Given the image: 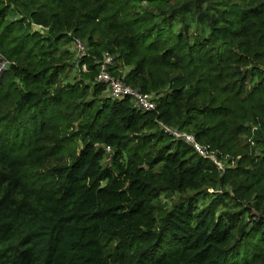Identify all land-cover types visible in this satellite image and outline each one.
Returning a JSON list of instances; mask_svg holds the SVG:
<instances>
[{
	"label": "trees",
	"instance_id": "trees-1",
	"mask_svg": "<svg viewBox=\"0 0 264 264\" xmlns=\"http://www.w3.org/2000/svg\"><path fill=\"white\" fill-rule=\"evenodd\" d=\"M0 57V264H264V0H0Z\"/></svg>",
	"mask_w": 264,
	"mask_h": 264
},
{
	"label": "built area",
	"instance_id": "built-area-1",
	"mask_svg": "<svg viewBox=\"0 0 264 264\" xmlns=\"http://www.w3.org/2000/svg\"><path fill=\"white\" fill-rule=\"evenodd\" d=\"M74 48L76 55L86 56L88 55V45L80 40L79 38H75L74 41ZM98 72H97V81L104 82L107 84L108 91L110 95L114 99H123L125 97H130L133 101L134 105L141 109V110H153L156 108V101L155 95L151 93H144L137 88H134L128 84H126L119 76L115 75L112 72V68L117 63L116 54L106 51L98 60ZM8 66V61L1 59L0 60V75ZM81 68L83 70L87 69L85 63L81 64ZM161 127L164 129L165 132L173 135L176 138H182L188 144L193 145L195 150L199 152L201 155L205 157L212 158L217 164L220 162L217 160L216 154L214 151H210L208 146H203L199 142L196 141L195 136L191 133H188L184 130H180L178 128H174L168 126L167 124L163 123L162 121L159 122ZM109 147L107 151H109ZM209 192H214V188H208Z\"/></svg>",
	"mask_w": 264,
	"mask_h": 264
},
{
	"label": "rangeland",
	"instance_id": "rangeland-1",
	"mask_svg": "<svg viewBox=\"0 0 264 264\" xmlns=\"http://www.w3.org/2000/svg\"><path fill=\"white\" fill-rule=\"evenodd\" d=\"M200 31H201V27L199 28V32H200ZM193 32H194V31H193ZM194 33H195V32H194ZM70 44H71V49H72L73 51H75L73 41H72ZM79 78H80V73H79L78 69H76V68L74 69V68H73V69H71V71H70V73H69V75H68V77H67L66 79H67L68 82H73L74 80L79 79ZM251 147H254V143H252ZM256 150L259 151V150H260L259 147H258V148L256 147ZM218 165H219V167H220L221 169H223L224 166H225V163L220 162V164H218ZM180 197H181V196H178L177 194L172 195V196L162 195V196H161V200H162V202H165V203H167L169 206H171L172 203H173L174 201L178 200Z\"/></svg>",
	"mask_w": 264,
	"mask_h": 264
},
{
	"label": "water",
	"instance_id": "water-1",
	"mask_svg": "<svg viewBox=\"0 0 264 264\" xmlns=\"http://www.w3.org/2000/svg\"><path fill=\"white\" fill-rule=\"evenodd\" d=\"M0 60H1V58H0ZM255 213H257L258 215H261V213H258V212H255Z\"/></svg>",
	"mask_w": 264,
	"mask_h": 264
},
{
	"label": "clouds",
	"instance_id": "clouds-1",
	"mask_svg": "<svg viewBox=\"0 0 264 264\" xmlns=\"http://www.w3.org/2000/svg\"><path fill=\"white\" fill-rule=\"evenodd\" d=\"M1 58V57H0ZM1 59H3V58H1Z\"/></svg>",
	"mask_w": 264,
	"mask_h": 264
}]
</instances>
